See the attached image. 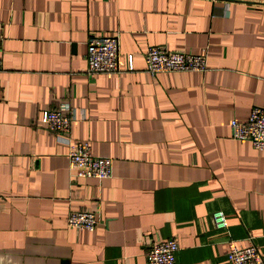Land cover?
Segmentation results:
<instances>
[{"label":"crops","instance_id":"1","mask_svg":"<svg viewBox=\"0 0 264 264\" xmlns=\"http://www.w3.org/2000/svg\"><path fill=\"white\" fill-rule=\"evenodd\" d=\"M115 34L120 71L88 75L90 38ZM151 47L207 70L151 76ZM0 60V264H147L170 238L177 264H230L249 237L264 257V149L230 128L264 108V0H0ZM62 106L69 136L41 121ZM66 139L112 177L72 178ZM77 211L100 224L69 227Z\"/></svg>","mask_w":264,"mask_h":264},{"label":"built area","instance_id":"2","mask_svg":"<svg viewBox=\"0 0 264 264\" xmlns=\"http://www.w3.org/2000/svg\"><path fill=\"white\" fill-rule=\"evenodd\" d=\"M87 73L112 74L120 71V39L119 35L92 37L89 40L87 54ZM147 72L151 76L172 72H205L208 67L205 54H190L168 50L165 47H151L145 54ZM133 70V65L130 64ZM2 62L0 60V72ZM73 109L62 106L60 109L43 113L42 123L47 128L61 136H69L75 121ZM232 137L238 141L250 142L256 150L264 149V108L252 110L248 122L232 121L230 124ZM69 146V161L71 177L74 179H110L113 174V160L97 157L91 153L88 142L74 143L66 139ZM215 226L227 229L228 222L224 212H216L213 216ZM100 224L95 212L77 211L68 216V225L78 230L94 231ZM249 244L239 246L234 240L229 242L227 257L230 264H264V257L254 242L248 238ZM180 246L176 239L155 240L149 246L146 254L147 264H177Z\"/></svg>","mask_w":264,"mask_h":264}]
</instances>
